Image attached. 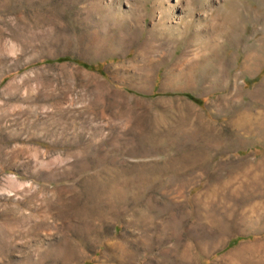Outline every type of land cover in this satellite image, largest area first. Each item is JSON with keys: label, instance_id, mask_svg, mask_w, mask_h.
Returning <instances> with one entry per match:
<instances>
[{"label": "rangeland", "instance_id": "rangeland-1", "mask_svg": "<svg viewBox=\"0 0 264 264\" xmlns=\"http://www.w3.org/2000/svg\"><path fill=\"white\" fill-rule=\"evenodd\" d=\"M0 264H264V0H0Z\"/></svg>", "mask_w": 264, "mask_h": 264}]
</instances>
